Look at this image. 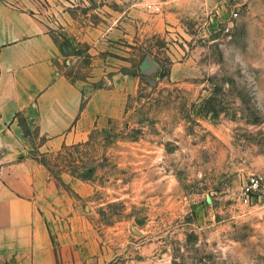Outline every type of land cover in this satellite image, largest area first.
<instances>
[{"label": "rangeland", "instance_id": "obj_1", "mask_svg": "<svg viewBox=\"0 0 264 264\" xmlns=\"http://www.w3.org/2000/svg\"><path fill=\"white\" fill-rule=\"evenodd\" d=\"M56 2L74 82L137 80L87 142L31 152L96 239L116 264H264V199L243 203L264 189V0Z\"/></svg>", "mask_w": 264, "mask_h": 264}, {"label": "crops", "instance_id": "obj_2", "mask_svg": "<svg viewBox=\"0 0 264 264\" xmlns=\"http://www.w3.org/2000/svg\"><path fill=\"white\" fill-rule=\"evenodd\" d=\"M56 1L0 0V264H116L76 197L31 152L87 142L125 111L137 80L118 76L113 88L93 92L74 82L46 16Z\"/></svg>", "mask_w": 264, "mask_h": 264}, {"label": "built area", "instance_id": "obj_3", "mask_svg": "<svg viewBox=\"0 0 264 264\" xmlns=\"http://www.w3.org/2000/svg\"><path fill=\"white\" fill-rule=\"evenodd\" d=\"M261 192L258 198L264 199V189L262 179L259 177H253L243 192V203L247 206L251 205L253 200L257 198V194Z\"/></svg>", "mask_w": 264, "mask_h": 264}]
</instances>
